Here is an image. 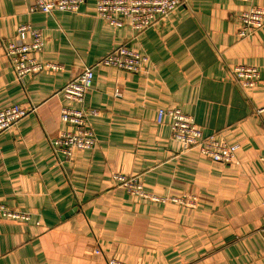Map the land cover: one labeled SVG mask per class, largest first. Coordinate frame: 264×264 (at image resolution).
I'll return each mask as SVG.
<instances>
[{"label": "crops", "instance_id": "1", "mask_svg": "<svg viewBox=\"0 0 264 264\" xmlns=\"http://www.w3.org/2000/svg\"><path fill=\"white\" fill-rule=\"evenodd\" d=\"M97 1L47 14L29 11L34 0H0V110L37 107L0 133V204L29 216L0 218V264H264V26L241 39L236 18L264 0H185L141 32L98 18ZM20 26L41 33L31 57L59 70L17 81L3 46L30 42ZM122 45L147 57L144 72L95 66ZM90 66L84 107L98 112L89 119L96 145L55 154L52 141L71 129L59 117L71 103L59 92ZM236 66L258 71L244 92L229 73ZM172 108L204 136L238 145L235 161L183 151L169 119L156 122ZM114 174L195 205L144 200Z\"/></svg>", "mask_w": 264, "mask_h": 264}, {"label": "built area", "instance_id": "2", "mask_svg": "<svg viewBox=\"0 0 264 264\" xmlns=\"http://www.w3.org/2000/svg\"><path fill=\"white\" fill-rule=\"evenodd\" d=\"M86 0H34L30 12H78L80 6ZM249 3L251 0H236ZM186 3L185 0H98L95 8V15L108 22L109 25L121 27L124 21H128L131 28L136 31H144L151 28L159 19L167 18L178 6ZM241 25L238 36L241 39L247 38L257 29L264 26V8L250 7L236 16ZM30 36L29 43L15 44L4 42V56L9 61L17 81L24 76L34 74L43 69L59 70L57 64H40L31 57L32 53L40 52L43 48L41 33L28 26H20L17 35L24 38L25 34ZM148 59L129 47L122 45L103 57L95 66H110L130 73H142L147 68ZM94 66L85 67L83 71L74 78H71L60 90V94L71 105H64L60 109V121L69 126L70 131L61 132L52 141V148L55 154H62L69 157L73 150H91L96 145V137L91 129L89 119L97 116L94 109L84 107V98L90 90L93 81ZM232 78L238 83L239 88L244 92L246 88L252 87L258 80V71L251 66H236L229 70ZM37 107L29 109L12 105L0 110V133L17 125L28 114H34ZM263 109L256 111L260 114ZM169 119L171 139L181 145L183 151L197 150L200 154L214 162L228 164L235 161V154L238 145H229L218 141L214 135L204 136L197 128L192 117L185 115L177 108L158 110L156 122L161 124L163 118ZM116 185L126 190L129 194L140 197L144 200L165 203L172 202L189 207H194L195 198L192 196L163 197L146 192L136 177L113 175ZM0 218L27 221L28 214L13 212L0 204ZM264 238V227L260 231ZM108 264H122L116 260H109Z\"/></svg>", "mask_w": 264, "mask_h": 264}, {"label": "trees", "instance_id": "3", "mask_svg": "<svg viewBox=\"0 0 264 264\" xmlns=\"http://www.w3.org/2000/svg\"><path fill=\"white\" fill-rule=\"evenodd\" d=\"M22 221V220H21Z\"/></svg>", "mask_w": 264, "mask_h": 264}]
</instances>
